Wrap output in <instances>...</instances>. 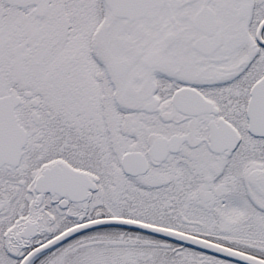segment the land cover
Wrapping results in <instances>:
<instances>
[{
    "label": "flooded vegetation",
    "instance_id": "1",
    "mask_svg": "<svg viewBox=\"0 0 264 264\" xmlns=\"http://www.w3.org/2000/svg\"><path fill=\"white\" fill-rule=\"evenodd\" d=\"M103 9L102 21L80 24L91 30L81 48L89 71L80 64L71 73L49 71L48 64L62 60L61 49L49 62L47 33L40 30L35 45L39 42L42 57L29 71L22 94L14 91L25 106L17 115L27 138L19 164L0 166V245L14 257L13 264L81 224L132 218L122 200L113 199V188L118 197L157 189L146 181H159L176 159L253 157V171L260 175L246 181L252 187L264 182V135L258 128L264 126V0H164L135 21ZM80 26L66 27L77 33H53L54 45L74 43ZM34 76L39 80L32 81ZM229 126L237 134L230 139L237 142L235 149L214 152L211 128L223 138ZM174 136H184L177 152L164 142ZM163 152L166 158L156 161ZM128 153L147 159L146 173L125 172ZM53 167L56 174L38 185ZM111 228L77 233L82 235L31 264L58 255L61 264H79L78 240ZM1 234L6 241L10 237L9 246Z\"/></svg>",
    "mask_w": 264,
    "mask_h": 264
},
{
    "label": "rangeland",
    "instance_id": "2",
    "mask_svg": "<svg viewBox=\"0 0 264 264\" xmlns=\"http://www.w3.org/2000/svg\"><path fill=\"white\" fill-rule=\"evenodd\" d=\"M103 17L102 0H0V96L7 95L10 89L21 94L24 91L26 81L29 82V71L42 57L39 54V42L35 45L39 41L37 37L40 30L47 33L45 45L50 49L49 62L57 58V51L61 49V61L64 64L58 60L57 63L48 64L49 71H61L64 68L73 72L81 69L79 64L82 71L83 66L85 71H89L87 52H82L81 48L85 49L87 34L91 30L83 29L80 24L83 26L89 22V26L94 21H102ZM73 25L80 26L79 39L75 38L74 43L58 46L55 42L54 45L52 37L55 33H77L66 28ZM29 43L36 50H31ZM77 49L81 51L79 54ZM73 54L83 55V58L74 60L71 58ZM35 79L39 80L35 76L31 80ZM20 105L17 110L23 114L25 106ZM253 159H176L159 181L154 178L146 181L157 185V189L154 186L134 189L130 190L128 196L118 197L115 195L117 188L114 187L113 199L122 200V205L129 209L126 215L132 219L137 220L142 215L141 219L145 222L152 221V224L163 227H183L203 234H222L238 245L264 252V190L257 188L259 185L264 188V182H256L258 185L252 187L246 181L249 176L259 173L258 169L253 171ZM98 196L102 198V191ZM119 234L115 237L96 236L101 241L94 239L95 236L80 238L75 245H79L78 248L74 249V253L79 250L76 254L79 264H161V260L168 259L173 260L170 261L173 264H230L209 254L173 247L140 235L128 236L140 233L127 234L124 231ZM1 236L4 237L3 234ZM9 238L7 241L3 238L7 246ZM8 251L0 245V264H13L14 257ZM64 252L63 262L66 261ZM58 257L45 264H61L62 258Z\"/></svg>",
    "mask_w": 264,
    "mask_h": 264
},
{
    "label": "water",
    "instance_id": "3",
    "mask_svg": "<svg viewBox=\"0 0 264 264\" xmlns=\"http://www.w3.org/2000/svg\"><path fill=\"white\" fill-rule=\"evenodd\" d=\"M105 7L113 17L128 19L130 21L138 20L145 17L152 9L162 6L164 0H103ZM120 64V63H118ZM28 95V94H27ZM21 103V96H17L10 89L9 93L0 96V166L4 164L18 165L21 159L22 151L26 143L27 134L24 127L19 123L16 113L17 107ZM257 128V127H256ZM261 134L264 135V126L258 127ZM224 137L222 138L213 128H211V145L214 152H223L225 150L232 151L235 149L237 142L230 139L237 137L234 129L230 126L224 129ZM229 139L230 141H228ZM184 136H174L164 141L174 145L171 151L177 152L183 143ZM162 142V141H160ZM156 142L155 144H157ZM166 158V152L160 156H156V161H163ZM123 167L127 174L139 175L144 174L148 170V162L145 157L138 156L136 153H128L123 159ZM56 167L46 172L38 180V185L44 182L49 175L56 174ZM93 190L95 186H92ZM40 191V189L38 188ZM117 226L134 229L156 237L180 243L191 248H195L219 258L237 263V264H264V258L247 253L245 251L194 235L180 230L167 228L159 225L146 223L139 220L129 218L109 217L97 219L81 224L73 229L65 231L63 234L55 237L47 244L29 253L20 264H31L33 260L43 252L61 244L62 242L80 235L84 231L106 227Z\"/></svg>",
    "mask_w": 264,
    "mask_h": 264
},
{
    "label": "trees",
    "instance_id": "4",
    "mask_svg": "<svg viewBox=\"0 0 264 264\" xmlns=\"http://www.w3.org/2000/svg\"><path fill=\"white\" fill-rule=\"evenodd\" d=\"M146 222H150L152 223V221H146ZM173 229H177V230H180V231H183V232H187V233H191V234H194V235H197V236H200V237H203V238H206V239H209V240H212V241H215V242H218V243H221V244H224V245H227V246H230V247H233V248H236V249H239V250H242V251H245L247 253H250V254H253V255H256V256H259V257H262L264 258V252L262 251H259L258 249L256 248H251V247H248V246H241V245H238L236 241H229L227 238H225L224 236H221L220 234H203V233H199L197 231H191V230H187L183 227H172ZM110 230H118L120 232H124L125 233H140L139 231H136L134 229H128V228H118V227H113L111 228ZM109 230V231H110ZM108 231V230H107ZM108 231V232H109ZM118 231H111L112 233H108L107 234H93L95 237L94 239L98 240V241H101V239H99L98 237L96 236H101V235H105L106 237H109L110 235L112 237H115V236H119L120 232ZM116 232V233H115ZM125 234V235H127ZM92 234H88V235H85V237H88V236H93ZM129 235H140L141 237H144V238H148V239H151V240H154V241H159V242H164V243H167L169 244L170 246H173V247H178V248H181V249H184V250H189V251H194V252H197V253H200V254H208L206 252H203L201 250H198V249H195V248H191L189 246H185V245H182L180 243H177V242H173V241H170V240H166V239H163V238H160V237H156V236H153V235H150V234H144V233H140V234H128ZM103 239H109V238H103ZM210 255V254H209ZM212 257H215V258H218L220 260H223L227 263H230V264H237V263H234V262H231V261H228V260H225V259H222V258H219V257H216V256H213L211 255ZM79 257V256H78ZM175 258H178V256H174ZM162 259H164V257H161ZM170 261H173L171 259H168V260H161L160 263L161 264H173L172 262Z\"/></svg>",
    "mask_w": 264,
    "mask_h": 264
}]
</instances>
